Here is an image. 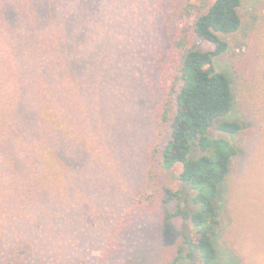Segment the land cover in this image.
Masks as SVG:
<instances>
[{
  "label": "rangeland",
  "instance_id": "374dc122",
  "mask_svg": "<svg viewBox=\"0 0 264 264\" xmlns=\"http://www.w3.org/2000/svg\"><path fill=\"white\" fill-rule=\"evenodd\" d=\"M87 1L71 50L60 49L64 60L82 59L60 78L72 89L68 107L45 111L61 133H33L45 105L17 86L26 75L23 32L10 20L1 27L0 72L15 75L3 82L0 73V264L25 243L33 264H170L193 232L189 222L167 218L176 201L165 197L181 186L182 165L162 167L170 126L159 115L177 88L175 41L187 30L190 47L214 49L191 30L203 0ZM257 2L244 0L245 23ZM34 11L43 19L49 9L42 1ZM247 39L242 47L231 41L216 59L235 94L228 118L242 125L220 210L224 264H264V24Z\"/></svg>",
  "mask_w": 264,
  "mask_h": 264
},
{
  "label": "trees",
  "instance_id": "16d2710c",
  "mask_svg": "<svg viewBox=\"0 0 264 264\" xmlns=\"http://www.w3.org/2000/svg\"><path fill=\"white\" fill-rule=\"evenodd\" d=\"M42 1L49 9L47 18L43 19L34 11ZM256 1L249 24L244 22L241 14L244 0L202 1L191 30L194 36L212 43L213 50L190 47L191 37L187 30L175 41L180 57L179 75L177 88L168 93L160 108V123L170 126V137L162 150L161 164L165 169L182 165L178 176L181 186L175 191L167 190L165 197L166 202L176 201V210L170 212L167 218L179 217L189 222L193 232L184 235L183 244L170 264H224L225 261V253L219 243L220 210L231 162L239 151L236 138L240 136L242 125L228 118L235 94L230 77L218 68L216 59L230 50L231 41L242 47L248 42L247 36L264 24V0ZM87 5V0H0V31H3V22L6 24L5 21L8 23L10 20L16 24V31L22 30V34L18 32V37L26 43L23 51L18 50L25 57L20 58L21 63L26 61L22 65L26 69L24 78L18 71L21 77L18 89L30 94L29 98L37 104L45 105L40 110L38 125L33 133H61L58 128L52 129L48 125L45 113L49 112L47 108L50 106L55 108L52 111L62 105L68 107L66 104L72 89L64 87L60 78L69 75V70L77 69L82 59L72 57L64 60L60 49L64 46L66 51L71 50L74 25L86 17ZM37 22L43 26L41 30L33 28ZM7 30L11 31L8 26ZM10 33L13 35L15 32ZM13 70L9 69L7 76L5 72H0L4 75L3 82L13 80ZM60 91L65 94L63 101ZM49 101L52 104L46 105ZM16 114L23 115V112ZM213 130L218 134L213 135ZM31 174L34 175V172ZM35 178L39 182L38 177ZM35 185H40L37 191L41 193L43 182ZM24 245L26 248L19 244L9 248L8 264H33L29 258L34 249L29 243ZM231 264L235 263L231 261Z\"/></svg>",
  "mask_w": 264,
  "mask_h": 264
}]
</instances>
